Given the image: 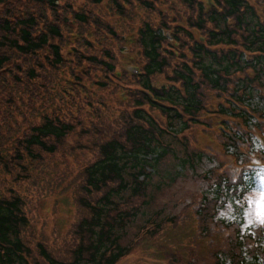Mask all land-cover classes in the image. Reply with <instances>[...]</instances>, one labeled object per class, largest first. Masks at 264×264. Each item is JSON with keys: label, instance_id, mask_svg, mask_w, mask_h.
<instances>
[{"label": "trees", "instance_id": "obj_1", "mask_svg": "<svg viewBox=\"0 0 264 264\" xmlns=\"http://www.w3.org/2000/svg\"><path fill=\"white\" fill-rule=\"evenodd\" d=\"M181 1L194 7L195 0ZM101 2L0 0V264L38 263L32 258L34 250L28 246L23 234L28 222L25 198L13 188L1 190V184L5 182L3 170L11 175L16 173V178L21 180L26 177L31 180L34 170L42 171L44 167L43 155L57 153L60 144L73 130L71 123L51 108V95L48 98L40 93L37 97L35 83L39 79L45 82L54 76L55 68L63 66L64 33L73 28L69 12L73 14L78 5L94 13ZM142 3L149 6L146 1ZM218 3L223 14L214 11L205 16L200 9L197 24L202 26L209 20L220 29L218 34L210 33L212 42L232 41L234 31L226 27V18H237L238 28L246 33L243 36L249 48L261 51V54L252 64L257 70L255 79L238 82L233 94L252 111L264 112L263 99L257 89V86H264V26L258 24L244 0H218ZM76 16L81 22L88 20L85 14ZM164 42L160 28L143 24L139 44L147 60L141 78L145 87L150 86L149 80L154 74L164 71L170 64L162 55ZM193 47V69L173 71L174 79L182 81L183 93L168 90L159 94L162 101L171 105L170 108L162 107L167 118L165 127L141 111H135L136 120L128 116L119 135L121 139L96 143L97 159L81 168V179L74 183L81 189L77 199L83 214L77 218L74 228L70 259L57 258L40 244L37 250L43 264H114L129 250L121 240L130 224L138 217L140 221L149 222L151 217L159 216L149 210L156 192L175 182L187 167H194L203 159L200 154L188 151L177 137L196 121L202 108L203 90H225L226 78L246 63L232 53H212L199 43ZM103 65L111 71L114 64L103 62ZM194 69L200 71L199 77L195 76ZM247 118L252 122L248 115ZM141 119L146 124H140ZM178 143L182 144L184 152L174 147ZM147 168L152 172H147ZM247 185L243 180L231 187ZM222 189L218 184L215 194L222 193ZM233 247L232 243L228 252L216 255V258L223 256L218 259L219 263L264 264L259 255L240 260L236 256L228 258L234 253Z\"/></svg>", "mask_w": 264, "mask_h": 264}, {"label": "rangeland", "instance_id": "obj_2", "mask_svg": "<svg viewBox=\"0 0 264 264\" xmlns=\"http://www.w3.org/2000/svg\"><path fill=\"white\" fill-rule=\"evenodd\" d=\"M41 92L42 88L38 90L39 94ZM110 104H112V102H110ZM192 132L193 129L190 128L184 134L180 135L182 139H186L188 145L189 143L192 145L193 142ZM71 138L76 145L81 146V149L75 146L72 152L85 153L82 152L83 147H90L93 150L86 137L78 140L74 136ZM174 147L176 149H182L177 145H174ZM90 156L91 153H88V157ZM56 159H59V157ZM221 162L222 160L220 158L213 160L201 159L194 167H187L183 175L175 182L161 187V189L156 192L149 210L159 213L157 219L181 218L180 220H184L187 216L192 214L191 211L193 208L196 210L199 209L200 215L204 220L203 225L205 232H203V234L206 235L211 233L210 236L211 239L213 238V243H215V235L224 234L225 238L230 232L228 238L230 237V243L234 244V253L228 255V258L236 256V258L240 260L244 257L249 258L257 255L263 258L264 222L262 221H264V217L261 216L259 200L261 196L260 188L264 185V176L259 174L254 175L252 188L236 191L233 189L228 192V195L224 193L218 198V196L213 195L216 189L215 187L218 186V184L223 185L225 180H228L227 172L222 169ZM54 164L55 161H51V165ZM61 167H63V164ZM65 180H67V178ZM22 188L25 193L31 197L32 203L36 196L42 195L38 201V212H41L48 205H53V197L51 194H54V185L50 186L47 190L45 185H38L30 180L23 184ZM33 204V206H35V203ZM62 211H67V208ZM40 214L41 216L35 224L37 232L41 229L40 225L44 223L42 215L45 214ZM152 222L159 223V221L156 222L154 220ZM222 223L226 225L227 223L230 224L229 226L232 232L228 228L219 225H222ZM143 224L145 225L146 221H140L139 217L135 222L130 224L124 239L121 240L123 245L130 247L133 244L138 229ZM183 225V222L179 225H176V223L171 225L162 223V227L156 235H147L146 239L140 240L138 248L137 246L135 248L136 251L153 246L160 248L163 253L167 255H181L184 261H188L186 257L187 253L185 254V250L182 247V239L184 238ZM56 230L57 228L55 226V231ZM45 236H47V234H45ZM253 241L256 248L251 249L250 245ZM61 242H57V244ZM56 252L61 253V250H57ZM195 252L198 251L195 250ZM193 256L194 259L191 261L193 264H221L218 262V259L223 257L206 258L203 255H198L197 257L195 255ZM138 261L141 262V260ZM182 264L186 263L182 262Z\"/></svg>", "mask_w": 264, "mask_h": 264}, {"label": "snow or ice", "instance_id": "obj_3", "mask_svg": "<svg viewBox=\"0 0 264 264\" xmlns=\"http://www.w3.org/2000/svg\"><path fill=\"white\" fill-rule=\"evenodd\" d=\"M261 196H260V206H261V216L264 217V185L260 188ZM264 222V221H262Z\"/></svg>", "mask_w": 264, "mask_h": 264}]
</instances>
